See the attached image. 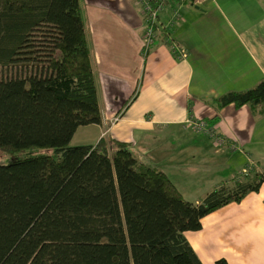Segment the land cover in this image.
Wrapping results in <instances>:
<instances>
[{"label": "trees", "instance_id": "1", "mask_svg": "<svg viewBox=\"0 0 264 264\" xmlns=\"http://www.w3.org/2000/svg\"><path fill=\"white\" fill-rule=\"evenodd\" d=\"M39 40L42 68L0 71V153L42 152L0 162V264H203L186 234L260 192L264 172H244L194 204L127 143L72 146L78 128L102 123L82 0H0V68L30 59ZM215 105L263 116L264 81Z\"/></svg>", "mask_w": 264, "mask_h": 264}, {"label": "crops", "instance_id": "2", "mask_svg": "<svg viewBox=\"0 0 264 264\" xmlns=\"http://www.w3.org/2000/svg\"><path fill=\"white\" fill-rule=\"evenodd\" d=\"M82 8L102 123L78 128L72 146L127 143L194 204L248 167L264 172V115L215 105L264 81V0L167 4L148 54L142 7L134 0H82ZM193 121L207 122L227 145L218 148ZM186 238L203 264H264V186L206 216Z\"/></svg>", "mask_w": 264, "mask_h": 264}, {"label": "built area", "instance_id": "3", "mask_svg": "<svg viewBox=\"0 0 264 264\" xmlns=\"http://www.w3.org/2000/svg\"><path fill=\"white\" fill-rule=\"evenodd\" d=\"M167 1V0H166ZM139 3L142 7V15L144 19V25H145V33H144V42H143V49L144 54H148L151 48L154 46L158 34L156 32L158 20H159V14L164 10L165 8V0H160V3H158L157 6H153V4L148 0H139ZM176 19L179 17V14L177 13L175 15ZM174 25V22L170 23V28H172ZM170 41V39H168ZM170 43H173L170 41ZM173 46V45H171ZM172 50L174 52L178 51L176 47H172ZM190 125H192L193 129L200 134H206L210 136L212 139L215 140L216 146L218 148L224 147L227 145V140L224 138L218 137L213 128L209 126V124L205 121H193L189 122ZM235 148V146H232Z\"/></svg>", "mask_w": 264, "mask_h": 264}, {"label": "rangeland", "instance_id": "4", "mask_svg": "<svg viewBox=\"0 0 264 264\" xmlns=\"http://www.w3.org/2000/svg\"><path fill=\"white\" fill-rule=\"evenodd\" d=\"M35 45H36L35 48L38 50L37 53L34 55H29L30 53L26 54V56L27 55L31 56V57H28L30 59H24V61H19L18 63L15 64L14 67L0 68L1 73L5 77H9V76L14 75L16 73L30 74V73H32V71L36 70L37 68H42L46 63V52L43 51L45 46H43V42H41L40 40ZM30 51H32V49L28 50V52H30ZM77 146H79V145H77ZM40 153H42V152L38 149H32L30 151H24L15 157H11L10 155L0 153V162L1 163H9L10 161H12V159H24L27 157H32V156L38 155ZM244 172H246L245 174H246V176H248V174H250V172H252V168L248 167Z\"/></svg>", "mask_w": 264, "mask_h": 264}]
</instances>
